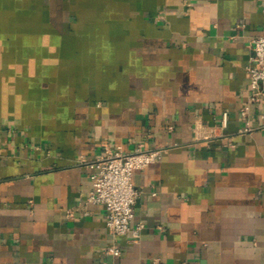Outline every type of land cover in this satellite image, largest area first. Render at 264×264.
Wrapping results in <instances>:
<instances>
[{
    "label": "crops",
    "instance_id": "1",
    "mask_svg": "<svg viewBox=\"0 0 264 264\" xmlns=\"http://www.w3.org/2000/svg\"><path fill=\"white\" fill-rule=\"evenodd\" d=\"M263 29L264 0H0V264H264ZM107 145L162 151L139 239L87 201Z\"/></svg>",
    "mask_w": 264,
    "mask_h": 264
},
{
    "label": "built area",
    "instance_id": "2",
    "mask_svg": "<svg viewBox=\"0 0 264 264\" xmlns=\"http://www.w3.org/2000/svg\"><path fill=\"white\" fill-rule=\"evenodd\" d=\"M247 72L251 79V101L259 100L264 95V29L251 43V55L249 57ZM248 102L241 110L243 117L248 116L251 109ZM264 124V113L261 116ZM228 112L222 116V126L228 125ZM247 128L246 130H248ZM197 136L205 140L212 137L211 133L204 132L201 125L196 127ZM161 149H137L131 152L112 149L105 146L104 153L95 159L84 162L89 167V177L92 181V189L87 201L93 204L103 205L105 210V223L108 231L116 238L131 232L135 239H139L144 228L143 223L131 226L134 218V207L140 191L133 183V175L136 170L145 169L151 164L160 161ZM108 253L114 256L121 255V249L112 246ZM146 264V263H144Z\"/></svg>",
    "mask_w": 264,
    "mask_h": 264
}]
</instances>
